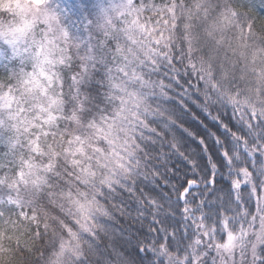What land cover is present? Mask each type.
Returning a JSON list of instances; mask_svg holds the SVG:
<instances>
[{
    "label": "snow or ice",
    "instance_id": "snow-or-ice-1",
    "mask_svg": "<svg viewBox=\"0 0 264 264\" xmlns=\"http://www.w3.org/2000/svg\"><path fill=\"white\" fill-rule=\"evenodd\" d=\"M0 264H264V0H0Z\"/></svg>",
    "mask_w": 264,
    "mask_h": 264
}]
</instances>
